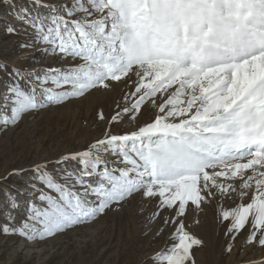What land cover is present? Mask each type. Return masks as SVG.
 <instances>
[{
	"label": "snow or ice",
	"instance_id": "6c2138e0",
	"mask_svg": "<svg viewBox=\"0 0 264 264\" xmlns=\"http://www.w3.org/2000/svg\"><path fill=\"white\" fill-rule=\"evenodd\" d=\"M14 18L5 33L29 37L19 45L29 63L0 58V133L124 89L111 115L97 108L107 121L99 138L0 176L8 185L31 173L20 187L0 188L3 234L43 241L140 195L157 200L161 231L175 225L174 243L153 264H196L194 247L204 242L186 230L189 205L202 210L235 194L242 202L219 213L225 251L244 234L238 251L264 248V0H27ZM48 57L53 66H32ZM149 107L150 122L113 132Z\"/></svg>",
	"mask_w": 264,
	"mask_h": 264
},
{
	"label": "rangeland",
	"instance_id": "374dc122",
	"mask_svg": "<svg viewBox=\"0 0 264 264\" xmlns=\"http://www.w3.org/2000/svg\"><path fill=\"white\" fill-rule=\"evenodd\" d=\"M25 4L27 0H15L14 8L0 0V58L20 65L29 63L19 48L20 43L29 37L8 35L5 28L9 23L17 24L14 13ZM54 64L53 58L48 57L32 66L39 68ZM123 89L120 84L114 92H97L70 104L44 110L34 117H25L17 126L0 133V176L13 169H28L37 161L53 159L63 152L86 147L87 143L99 138L107 121H98L97 108L103 106L105 115H111L112 100L121 96ZM155 115L154 108H145L136 121L126 119L112 130L115 134L133 131L150 122ZM29 175L31 173L22 178L14 177L8 185H0V188L11 184L20 187ZM2 195L0 192V199ZM240 202L239 196L233 194L231 198L217 197L202 204V210L189 205L182 218L186 230L204 242L202 246L194 247L196 264H244L248 259H264V248L245 246L238 251L244 245L246 234L239 237L231 254L225 251L229 241L219 213L222 208L228 210ZM156 211L157 200L136 195L117 211H109L92 223L43 241H29L18 234H3L6 221L0 213V264H153L150 257L166 251L174 243L175 231L173 224L164 226L161 231L163 220L155 217ZM171 215L169 211L161 213L164 218ZM23 219V214L17 215L12 227H19Z\"/></svg>",
	"mask_w": 264,
	"mask_h": 264
}]
</instances>
